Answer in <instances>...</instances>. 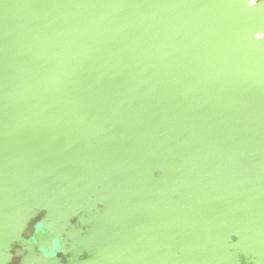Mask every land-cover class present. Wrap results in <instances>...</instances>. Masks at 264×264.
Returning a JSON list of instances; mask_svg holds the SVG:
<instances>
[{
    "label": "water",
    "instance_id": "95a60500",
    "mask_svg": "<svg viewBox=\"0 0 264 264\" xmlns=\"http://www.w3.org/2000/svg\"><path fill=\"white\" fill-rule=\"evenodd\" d=\"M0 264H264V0H0Z\"/></svg>",
    "mask_w": 264,
    "mask_h": 264
}]
</instances>
